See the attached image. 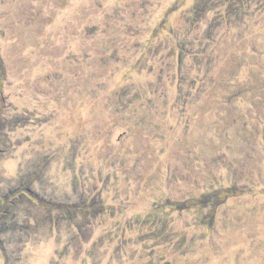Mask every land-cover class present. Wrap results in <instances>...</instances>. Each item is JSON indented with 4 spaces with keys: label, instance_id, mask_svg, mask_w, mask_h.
Returning a JSON list of instances; mask_svg holds the SVG:
<instances>
[{
    "label": "rangeland",
    "instance_id": "rangeland-1",
    "mask_svg": "<svg viewBox=\"0 0 264 264\" xmlns=\"http://www.w3.org/2000/svg\"><path fill=\"white\" fill-rule=\"evenodd\" d=\"M0 64V264H264V0H0Z\"/></svg>",
    "mask_w": 264,
    "mask_h": 264
},
{
    "label": "trees",
    "instance_id": "trees-1",
    "mask_svg": "<svg viewBox=\"0 0 264 264\" xmlns=\"http://www.w3.org/2000/svg\"><path fill=\"white\" fill-rule=\"evenodd\" d=\"M238 192H239V189H236L235 187H226V188L221 187V188L215 189L212 193H214L215 199L218 198L219 200H222L225 197L232 195V194H236ZM205 198L206 197L204 194L201 196H197V197H189L184 200H181L180 202H177V204H179L180 206H184V207H190L191 205L193 206L194 205H205L206 206L207 203L205 202ZM213 206H216V204L215 205L213 204Z\"/></svg>",
    "mask_w": 264,
    "mask_h": 264
}]
</instances>
